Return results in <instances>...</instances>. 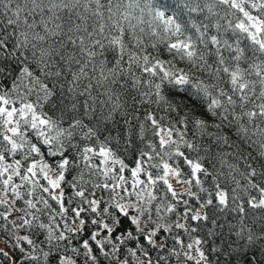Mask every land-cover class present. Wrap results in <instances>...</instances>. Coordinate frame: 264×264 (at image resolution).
<instances>
[{
	"label": "snow or ice",
	"instance_id": "1",
	"mask_svg": "<svg viewBox=\"0 0 264 264\" xmlns=\"http://www.w3.org/2000/svg\"><path fill=\"white\" fill-rule=\"evenodd\" d=\"M0 264H264V0H0Z\"/></svg>",
	"mask_w": 264,
	"mask_h": 264
}]
</instances>
